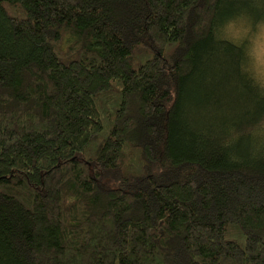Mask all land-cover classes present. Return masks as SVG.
<instances>
[{
    "label": "trees",
    "instance_id": "trees-1",
    "mask_svg": "<svg viewBox=\"0 0 264 264\" xmlns=\"http://www.w3.org/2000/svg\"><path fill=\"white\" fill-rule=\"evenodd\" d=\"M249 4L0 0V264H264Z\"/></svg>",
    "mask_w": 264,
    "mask_h": 264
},
{
    "label": "clouds",
    "instance_id": "clouds-1",
    "mask_svg": "<svg viewBox=\"0 0 264 264\" xmlns=\"http://www.w3.org/2000/svg\"><path fill=\"white\" fill-rule=\"evenodd\" d=\"M249 9L261 13L257 18ZM214 37L218 42H228L241 49V75L245 76L259 97L264 98V0H250L249 7L242 8L237 14L228 18L214 30ZM229 133L238 142L241 133L235 127L229 128ZM251 138L250 154L252 159L264 157V118H261L248 131ZM224 147H232V143H225ZM232 163H242L241 157L231 154Z\"/></svg>",
    "mask_w": 264,
    "mask_h": 264
}]
</instances>
